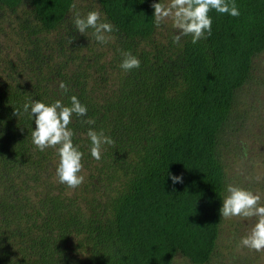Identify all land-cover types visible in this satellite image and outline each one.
Wrapping results in <instances>:
<instances>
[{"label": "trees", "instance_id": "16d2710c", "mask_svg": "<svg viewBox=\"0 0 264 264\" xmlns=\"http://www.w3.org/2000/svg\"><path fill=\"white\" fill-rule=\"evenodd\" d=\"M235 2L239 16L210 10V34L174 44L151 0H0V264H264L238 245L254 218L218 213L228 182L264 203V0ZM92 8L115 26L106 44L69 23ZM118 49L139 67L123 72ZM69 94L94 120L70 121L84 152L75 188L16 111ZM87 127L113 138L100 160Z\"/></svg>", "mask_w": 264, "mask_h": 264}, {"label": "clouds", "instance_id": "9594fccd", "mask_svg": "<svg viewBox=\"0 0 264 264\" xmlns=\"http://www.w3.org/2000/svg\"><path fill=\"white\" fill-rule=\"evenodd\" d=\"M150 7L155 27L170 21L171 27L178 29V32L171 34L174 44L180 41L181 36H189L190 41L196 43L210 34V10L227 13L232 17L240 15L235 0H151ZM69 23L84 35L90 29L91 38L101 45L112 39L111 33L115 30L114 24L97 8L89 9L83 14L78 9L73 11ZM118 52V67L123 72L139 67L140 59L136 54L127 49H118ZM58 88L61 95L68 92L63 80L59 81ZM87 110V105L75 94H69L67 102L59 98H26L16 110L27 113L31 122H34L30 139L36 149L44 151L49 147L54 148L57 157L56 180L68 188H75L84 180L81 172L84 152L78 143H74V132L69 125L74 116L83 117V123L93 125L94 120L86 116ZM85 134L88 140L87 153L94 160L101 159L104 145L114 143L111 135L102 128L87 127ZM168 176L172 183L182 182V175L179 173H168ZM219 199L218 213L221 218H254L247 231L239 237L238 245L256 252L264 250V203L261 202V195L251 188L228 182L224 184Z\"/></svg>", "mask_w": 264, "mask_h": 264}]
</instances>
